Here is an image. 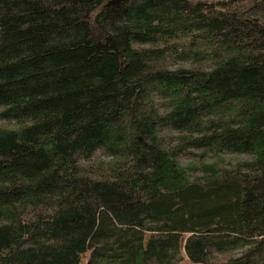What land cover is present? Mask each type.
Wrapping results in <instances>:
<instances>
[{
  "label": "trees",
  "instance_id": "obj_1",
  "mask_svg": "<svg viewBox=\"0 0 264 264\" xmlns=\"http://www.w3.org/2000/svg\"><path fill=\"white\" fill-rule=\"evenodd\" d=\"M0 108V264H264V0H0Z\"/></svg>",
  "mask_w": 264,
  "mask_h": 264
},
{
  "label": "rangeland",
  "instance_id": "obj_2",
  "mask_svg": "<svg viewBox=\"0 0 264 264\" xmlns=\"http://www.w3.org/2000/svg\"><path fill=\"white\" fill-rule=\"evenodd\" d=\"M1 109V108H0ZM0 124H2V125H5V126H14L15 124L13 123V122H8V121H5V120H0ZM243 156H235V155H226V156H224V158H226V160H228V161H232V162H234V161H236L237 159H241ZM209 161H211V160H209ZM208 161V162H209ZM183 164L184 165H188V164H190V160H185L184 162H183ZM88 255H89V253L84 257V259H83V261H82V264H87V257H88Z\"/></svg>",
  "mask_w": 264,
  "mask_h": 264
}]
</instances>
